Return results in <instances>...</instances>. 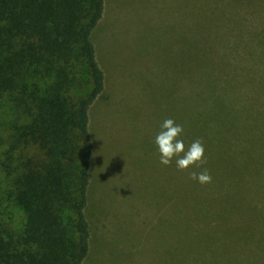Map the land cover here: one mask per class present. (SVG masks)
<instances>
[{"label":"trees","instance_id":"16d2710c","mask_svg":"<svg viewBox=\"0 0 264 264\" xmlns=\"http://www.w3.org/2000/svg\"><path fill=\"white\" fill-rule=\"evenodd\" d=\"M234 1L252 12L262 4ZM105 13L106 0H0V264H85L91 255L90 110L107 83L94 33ZM208 30L197 28L199 74L185 75L183 88L186 80H211L215 55L225 62ZM251 76L246 106L254 116L238 113L212 81L208 91L183 90L181 138L186 149L202 140L212 183L190 179L202 168L182 171L181 209L172 197L160 210L173 227L157 247L168 263L256 262L263 229L247 223L264 213L255 204L264 201V76ZM178 223L179 244L175 233L169 239ZM229 236L247 237L241 243L249 258L225 259L241 245L219 242Z\"/></svg>","mask_w":264,"mask_h":264},{"label":"rangeland","instance_id":"374dc122","mask_svg":"<svg viewBox=\"0 0 264 264\" xmlns=\"http://www.w3.org/2000/svg\"><path fill=\"white\" fill-rule=\"evenodd\" d=\"M259 2L260 11L252 12L234 0H106L104 19L94 33L107 83L90 110V131L98 145L99 161L87 210L93 250L85 264H176L163 259L167 252L157 247L164 245L167 229L173 228L165 227L160 210L172 197L181 209L183 176L175 159L170 166L160 163L155 137L165 119L181 125V112L176 111L181 108L182 94L208 91L207 81L221 87L222 98L234 103L238 113L256 115L246 104L249 92L253 93L250 76H264V0ZM201 23L209 29L225 62L215 55L217 67L207 68L211 80H186L183 88L185 75L196 78L199 74L197 28ZM121 117H127L130 138L122 144L123 150L109 132H121ZM128 155L125 165L123 159ZM255 204L264 208V201ZM252 222L247 226L263 229L258 231L261 239L257 237L260 251L253 258L264 264V213L256 224ZM173 233L179 244L181 223L169 239ZM246 238L229 236L219 241L241 244L235 256L225 255L226 260L249 258L242 251ZM151 249L159 254L156 260Z\"/></svg>","mask_w":264,"mask_h":264},{"label":"clouds","instance_id":"9594fccd","mask_svg":"<svg viewBox=\"0 0 264 264\" xmlns=\"http://www.w3.org/2000/svg\"><path fill=\"white\" fill-rule=\"evenodd\" d=\"M161 131L155 137V143L160 153V163L170 166L175 159L178 170L185 171L192 167L202 168L200 172H189L190 179L200 184L212 183V176L207 168L205 159V147L200 139H196L187 146L181 138L184 133L182 125L177 124L174 119L168 118L161 124ZM95 156V153H94Z\"/></svg>","mask_w":264,"mask_h":264},{"label":"crops","instance_id":"0c3cea01","mask_svg":"<svg viewBox=\"0 0 264 264\" xmlns=\"http://www.w3.org/2000/svg\"><path fill=\"white\" fill-rule=\"evenodd\" d=\"M126 116V115H125ZM122 120L124 121L123 122V129L121 130V132L120 133H116V131L117 130H110V129H108V130H110L109 132H113L114 134H115V136L114 137H112L113 139H114V141H116L117 142V144L118 145H121V148H122V150H123V145H126V144H128V142H129V140H130V138H129V132H128V127L126 126V120H127V117H121L120 118V121H121V123H120V125L122 124ZM108 122V121H107ZM109 125V127L110 128H112L113 127V124L112 123H108ZM108 128V127H107ZM91 132V131H90ZM128 132V133H127ZM157 133V132H156ZM91 137H92V140H93V145H94V151H93V157H92V167H91V180H92V183H94V181L96 180V176H95V171H96V168H97V164H98V159H99V157H98V155L99 154H97L98 152H99V150H98V145H96V140H94V138H93V135H92V133H91ZM123 144V145H122ZM97 152V153H96ZM94 153H95V156H94ZM125 153H128V152H125ZM130 159V156L128 155V156H126V160L125 159H123V161H124V164L126 165V164H128V161L127 160H129ZM92 199V198H91Z\"/></svg>","mask_w":264,"mask_h":264}]
</instances>
